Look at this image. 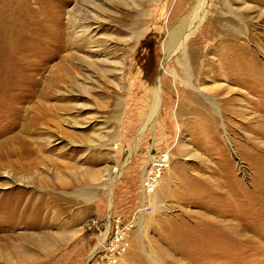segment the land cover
Masks as SVG:
<instances>
[{
    "label": "rangeland",
    "instance_id": "374dc122",
    "mask_svg": "<svg viewBox=\"0 0 264 264\" xmlns=\"http://www.w3.org/2000/svg\"><path fill=\"white\" fill-rule=\"evenodd\" d=\"M198 1L0 0L1 207L11 210V191L44 195L53 224L16 229L12 255L11 240H0V264H85L107 230L105 182L141 133L90 264H148L145 249L152 264H264V101L239 84L237 66L222 69L231 56L220 54L230 35L264 45V0H208L209 40L199 47L201 29L188 41L195 86L215 96L220 114L184 91L180 52L164 61L169 31ZM263 52L254 55L264 71ZM160 74L163 109L142 131ZM22 145L34 154L8 160ZM163 157L154 194L164 206L149 199L140 235L143 176ZM216 226L235 239L216 245Z\"/></svg>",
    "mask_w": 264,
    "mask_h": 264
},
{
    "label": "bare ground",
    "instance_id": "6f19581e",
    "mask_svg": "<svg viewBox=\"0 0 264 264\" xmlns=\"http://www.w3.org/2000/svg\"><path fill=\"white\" fill-rule=\"evenodd\" d=\"M207 3H208V0H199L197 5L193 9V11L190 13V15L184 21H182V23L177 27V29L175 31L174 30L169 31V38H168V40L166 42V46H165V48H166L165 50L167 51V58L164 61H167L174 54L180 52L182 55V62H179V64H180V66H182L183 71H184L183 78L185 81L184 85L186 87V90H184V91H187L189 88H193V89L199 91L202 95H204L210 101V103L213 106L214 111L216 113L220 114L221 110L219 108V104H218L215 96H213L212 94L205 92L203 90H199L195 86V83L193 81V72L191 69L192 67L190 66L191 64H190L189 53H188V41H189V39L192 36H194L199 30H201L202 26L206 22L205 17H206V13H207V10H206ZM72 12L75 13L74 17L77 16L79 18V19H76V22L79 23L81 17L78 14L77 8H75V7L72 8ZM76 13H77V15H76ZM85 25L83 24L82 26H85ZM83 29L85 30V27ZM84 30H83V35L87 33V31H84ZM86 30H88V28H86ZM202 30H203V33H202L203 36H207V37L202 38V42L199 43V47H201V45H203L204 43L206 44L207 41L209 40V37L207 35L209 30L206 31V29H205V32H204V29H202ZM75 32H78V31L75 30ZM249 37H250L251 41L252 40L255 41V45H252V47H250L249 44L245 43L244 41L243 42L237 41L238 38L235 37L234 35H230L229 37H226L225 40L230 39V41L228 43H225L224 45H222L220 43L221 44L220 45V54L231 56V59L228 61V63L223 64L222 69L233 70V67L237 66L238 69L233 71V73H236L237 81L239 78L245 79L244 80L245 84H244V81H242V83H239V84L250 87L251 88L250 94L257 95L258 98H260L263 102L264 101V81H260V80L255 81V78L260 77L264 73V71L261 67V63L255 57L254 51L259 50V52L260 51L263 52L262 48H264V45L257 41L254 34L251 35V33H250ZM161 70H163V66L161 67ZM172 77L174 78V85L176 86L177 85V81L175 80L176 75H172ZM161 81H162V74L159 75L158 81H157L155 88H154V91L152 93L151 104L149 106V109H148V112L146 115L147 116L146 120L143 123L142 131H144V129L147 126L148 127L154 126L155 118L158 116L161 109H163L162 108L163 107V100H162V98H163L162 97V91H163L162 85L163 84H161ZM253 89H254V91L252 92ZM250 94H248V96ZM248 96H247V98H248ZM141 134L138 135V137H136V139L134 140V142L131 146V150H130V153H129L127 160L124 163H122L119 166L118 171L116 173L112 174L110 177H108L106 182H105L108 185L107 187L109 188L108 191H109V196H110V208H109L108 217H107L108 218L107 230L103 234V236L99 239V242L96 244V246L94 247V249L90 253V255L87 259L88 261L85 264H90V259L92 258V256L99 249L104 247L106 244V240H107V237H108V234L110 231V223H111L110 220H111L112 208H113L112 207L113 206L112 205L113 204V189H114V186H115L117 180L119 179L120 175L123 173L124 167L126 166V164L129 162V160L132 158V156L136 152L137 145L139 143V139H140ZM34 152H35L34 149H29L27 146L22 145V148L19 149L14 154L11 152H7L8 153L7 158H8V160H10L12 155L18 156V158L29 157V156H32L34 154ZM3 157L5 158V155ZM159 160L162 161L165 159L163 157ZM159 160H157V161H159ZM167 160H165V161H167ZM149 168H147V170L143 176V187H144L145 196L148 197L147 195H149V197H148V199H145V206H143L141 203V206H140L141 208H139V210L137 211V213L139 214L138 223L141 225V227H139L140 228V235H142L143 223L146 221L144 209L147 210L146 207L150 206V203H151V202H149V199L150 200H151V198H154L155 200L157 199L156 203L158 204V206L164 204V202L162 200L158 199L157 195L154 194V192L156 191V189L158 187L160 177H158L155 180V190L149 191L147 186L145 187V181H147V183H149V185H150V189H151V187L154 189V185H153L154 181L152 179H151V181L150 180L148 181V178H147V176H148L147 171ZM160 176H161V174H160ZM13 193L14 192L11 191V206H12L11 210L7 209V207L4 206V204H3V207H1L2 201L0 202V229L2 230L4 228L11 226V229H10L11 234L0 235V240H4V242H8L9 240H11V248H10L11 251L9 253L11 255L16 250V249L13 250V248H15V244H16V243H14L15 239H19L21 237L19 235L20 233L19 234L15 233L16 229L21 228V227L22 228H29V229H36V228H42L45 226H52L53 225L48 218V213L51 212V208H50V202L51 201L49 200V198H47L44 195H40V194L36 195V194L27 193V194H29V195H27V194H24L22 192H15L14 194ZM13 203H14V205H13ZM1 215H2V217H1ZM213 230L217 231L220 234L219 239L216 240L218 242L216 245H218V244L221 245V243L226 242V241H224V239H229V240L235 239L232 235L227 233V231H224L219 226H216ZM210 231H211V227L208 229H202L200 231L201 234L198 237L208 236ZM23 235L25 236V234H23ZM39 236H41V235L39 234ZM43 240H44V238H43ZM233 242H235V241H233ZM0 244H1L2 248H8L7 247L8 245H6L7 243L6 244L0 243ZM138 244H139L138 241H135V239H134L133 245H132V249H133L132 252L134 253L132 255V258L134 260H137V259L139 260V258H137V253H136L137 252L136 249L138 247ZM220 247H222V245ZM122 251H123V249H122ZM233 251H235V250H233ZM144 254L147 257L148 264H152L151 259L146 254V249L144 250ZM224 254H226V253H224ZM232 254H234V253H232Z\"/></svg>",
    "mask_w": 264,
    "mask_h": 264
},
{
    "label": "built area",
    "instance_id": "2783aa9c",
    "mask_svg": "<svg viewBox=\"0 0 264 264\" xmlns=\"http://www.w3.org/2000/svg\"><path fill=\"white\" fill-rule=\"evenodd\" d=\"M166 163H167V161H165V160H162V161H160V162H157V163H153L154 165H152V166H150V168L148 169V171H147V174H148V176H147V178H148V181L150 180L151 181V179L154 181L153 182V185H154V189L151 187V189H150V185H149V183H147V181H145V187L147 186V188L149 189V191H153V190H155V180L158 178V177H160V174H161V171H162V169H163V166H165L166 165ZM150 176V177H149ZM146 178V179H147ZM147 210H151V208L149 207V206H147Z\"/></svg>",
    "mask_w": 264,
    "mask_h": 264
}]
</instances>
